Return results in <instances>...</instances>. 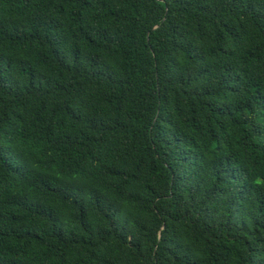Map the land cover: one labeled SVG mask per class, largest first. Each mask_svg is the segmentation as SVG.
I'll return each mask as SVG.
<instances>
[{
  "label": "trees",
  "instance_id": "obj_1",
  "mask_svg": "<svg viewBox=\"0 0 264 264\" xmlns=\"http://www.w3.org/2000/svg\"><path fill=\"white\" fill-rule=\"evenodd\" d=\"M0 264H264V0H0Z\"/></svg>",
  "mask_w": 264,
  "mask_h": 264
}]
</instances>
